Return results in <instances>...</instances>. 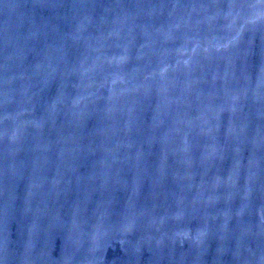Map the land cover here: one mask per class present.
Wrapping results in <instances>:
<instances>
[{"label": "water", "instance_id": "95a60500", "mask_svg": "<svg viewBox=\"0 0 264 264\" xmlns=\"http://www.w3.org/2000/svg\"><path fill=\"white\" fill-rule=\"evenodd\" d=\"M264 212V0H0V264H208Z\"/></svg>", "mask_w": 264, "mask_h": 264}]
</instances>
